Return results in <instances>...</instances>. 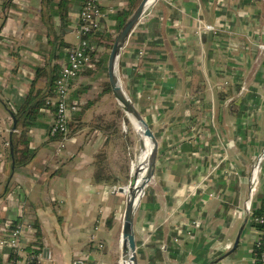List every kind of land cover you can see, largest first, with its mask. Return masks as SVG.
<instances>
[{
    "label": "crops",
    "instance_id": "0c3cea01",
    "mask_svg": "<svg viewBox=\"0 0 264 264\" xmlns=\"http://www.w3.org/2000/svg\"><path fill=\"white\" fill-rule=\"evenodd\" d=\"M97 1L106 30L116 24L112 15L140 2ZM83 2L0 0V220L38 224L47 251L36 264H116L110 254L121 255L122 151L124 132L133 129L104 85L107 73L97 62L104 45L71 82L78 108L69 121L80 112L77 130L62 147L48 141L47 110L29 130L34 157L12 166L7 107L22 103L36 68L66 62ZM259 44L264 0H152L127 36L117 74L158 141L134 218L138 264H255L254 230L236 212L264 147ZM36 86L45 88L46 79ZM259 175L254 206L264 198V162ZM0 255L1 264H14Z\"/></svg>",
    "mask_w": 264,
    "mask_h": 264
},
{
    "label": "built area",
    "instance_id": "2783aa9c",
    "mask_svg": "<svg viewBox=\"0 0 264 264\" xmlns=\"http://www.w3.org/2000/svg\"><path fill=\"white\" fill-rule=\"evenodd\" d=\"M102 17L103 12L97 0H84L79 12V24L76 30L77 43L65 49L66 62L62 65L59 77L56 80L55 95L46 102L55 107V115L49 134L54 135L57 132L62 134V138L59 140L60 147L63 146V142L67 138V125L70 113L76 111L78 108L75 102H69L71 82L91 63V52L99 48L97 43L92 41L89 36L93 31L101 28ZM204 28L208 30L213 29L210 25H206ZM258 48L264 49V44H259ZM263 162L264 147L260 149L254 158L248 179L247 196L243 201L242 209L236 212L238 218L245 216L246 220H251L254 211L259 207L257 204L254 206V200L262 182L259 174ZM253 219L259 224H264V212L254 215ZM10 222L11 220H6L0 226V254L1 251L9 249L17 257L15 260H12L14 264H31V261L35 258L38 259L40 255L28 253L27 247L33 241L30 226L24 222L11 226ZM253 230V246L255 245L258 248L253 254V260L257 264H264V230Z\"/></svg>",
    "mask_w": 264,
    "mask_h": 264
},
{
    "label": "trees",
    "instance_id": "16d2710c",
    "mask_svg": "<svg viewBox=\"0 0 264 264\" xmlns=\"http://www.w3.org/2000/svg\"><path fill=\"white\" fill-rule=\"evenodd\" d=\"M64 2V0H63ZM137 6V3H131L127 9H122L117 11L114 15L111 16L113 20H115L116 24L111 27V30H106L104 27L101 26L99 30H95L91 33L89 36L92 41L97 43V46L104 45L106 48L110 49L112 42L115 38V35L127 19V17L131 14V12L135 9ZM102 11V10H101ZM61 14V13H60ZM61 18H64L61 14ZM66 44L60 43L58 50L62 51L63 47H65ZM99 53L98 50H94L91 52L92 61L95 60L96 56L98 57ZM108 53L102 54V58H99L97 62L100 63L102 67V71H106V62H107ZM96 62V63H97ZM61 66L59 64H53L50 68V71L47 70L46 67L42 68H36L35 70V76L33 79V82L28 89L27 93L25 94V97L22 101V103L18 106L13 107H7V110L9 112V115L11 118L15 120V128L14 131L11 133L10 138V150L11 157L13 159V171L20 166H24L27 163L31 161V159L35 155V149L30 147V136H29V130L38 124V120L45 116L46 111L48 110L51 115L54 117L55 115V107L51 104H47L48 99H52L55 95V87H56V80L59 77ZM46 79V87L45 88H38L36 86L37 81L40 78ZM106 90L109 91V84L108 82H105ZM87 88V87H86ZM70 98V97H69ZM69 102L76 103L74 99H69ZM75 112V111H74ZM80 117V112L77 111L73 117H71V120L68 122L67 128L68 133L67 136L72 135L77 128L80 126V123H77L75 125L74 121H76ZM51 127V123L47 129V139L48 141H55L60 140L62 138L61 133H55L54 135L49 134V130ZM264 212V198L261 200V203L259 207L254 211V215H258ZM254 215L252 219L250 220V226L252 229H260L264 230V224H259L254 221ZM6 220L1 219L0 220V226L5 223ZM19 218L11 220L10 224L11 226H15L18 223H21ZM30 226V233L33 238V241L29 244L27 247L28 253L35 254V255H41L43 250V243L41 239V232L38 224L35 221H32L29 223ZM252 251L253 254L257 251V247L252 245ZM7 254V258L9 261L15 260L16 255L13 254L12 251L9 249L4 250ZM37 258L33 259L31 261V264H36ZM2 262V259L0 257V264ZM255 264H257L256 261H254Z\"/></svg>",
    "mask_w": 264,
    "mask_h": 264
},
{
    "label": "water",
    "instance_id": "95a60500",
    "mask_svg": "<svg viewBox=\"0 0 264 264\" xmlns=\"http://www.w3.org/2000/svg\"><path fill=\"white\" fill-rule=\"evenodd\" d=\"M152 0H140L135 9L127 17L112 42L111 48L108 52L107 63H106V73L107 80L110 87V91L113 94L118 106L124 111L126 118L128 119L130 125L140 131V137L138 138L139 149H142L143 142L142 139H147L150 143V149L148 153V165L143 174V177L132 193L129 201L125 200V205L127 206V211L124 213L121 225V237H120V249L121 258L128 259L131 264H138L136 246L134 240V218L136 211L139 207L141 198L143 196L144 190L151 178L153 177L156 165H157V153H158V141L153 131L151 130L149 124L144 119L143 115L136 107L135 103L131 97L124 91L121 81L117 74V62L120 50L125 43L127 36L129 35L131 29L136 24L137 20L143 13L144 8ZM15 128V120L12 118L11 133ZM12 152V151H11ZM12 159V166H13ZM136 175H132L129 181L128 189L135 186ZM121 192L126 191L124 188L119 189ZM239 241V235L236 237L233 247L237 245ZM47 251L46 248L43 249V253Z\"/></svg>",
    "mask_w": 264,
    "mask_h": 264
},
{
    "label": "rangeland",
    "instance_id": "374dc122",
    "mask_svg": "<svg viewBox=\"0 0 264 264\" xmlns=\"http://www.w3.org/2000/svg\"><path fill=\"white\" fill-rule=\"evenodd\" d=\"M109 50L110 49L106 48L105 49V53H108ZM122 115H123V113H122ZM128 124L125 123V126H128ZM132 129L134 130L133 127H132ZM133 130H131V128H129L127 130V132H124L127 135V137L124 138V150L122 151V165H121V168L123 169L124 172L121 174L123 181H120L119 184H120V186L122 188H124L126 190V191L123 192V195H124V198L125 199H126V195H127L129 181L132 178L133 170H134V167H135V162H136L135 161V157H136V155L140 151L139 146H138V142H136L138 135L135 134L136 132H133ZM123 210H124V208H123ZM122 214H123V211L121 210L120 213H119V217H120L119 220H122V218H123ZM251 235H252V238L254 239V232H252ZM90 241L91 240L89 239V242ZM117 242H119V237H116V243ZM96 245H98L99 247H101L100 246L101 245L100 243H97ZM4 252L5 251H1V253H4ZM110 255H111L113 261L116 264H122V258H121V255H120L119 252L118 253L114 252V254H110Z\"/></svg>",
    "mask_w": 264,
    "mask_h": 264
},
{
    "label": "bare ground",
    "instance_id": "6f19581e",
    "mask_svg": "<svg viewBox=\"0 0 264 264\" xmlns=\"http://www.w3.org/2000/svg\"><path fill=\"white\" fill-rule=\"evenodd\" d=\"M135 132L138 135V137H140V131L135 129ZM142 142H143V147L142 149H140L139 153L135 157L136 162H135V167H134L133 174H132V175H136L135 186L127 190V195H126L127 201H129L132 193L135 191V188L140 183L143 177V174L148 165V153L150 149V143L147 139H142ZM126 211H127V206L125 205L124 213H126ZM122 264H131V263L128 259L125 258V259H122Z\"/></svg>",
    "mask_w": 264,
    "mask_h": 264
}]
</instances>
